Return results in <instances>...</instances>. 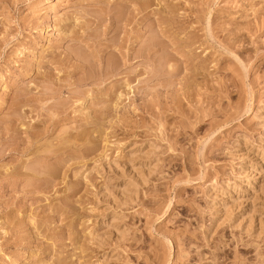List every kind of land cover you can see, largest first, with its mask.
I'll use <instances>...</instances> for the list:
<instances>
[{
	"label": "rangeland",
	"instance_id": "obj_1",
	"mask_svg": "<svg viewBox=\"0 0 264 264\" xmlns=\"http://www.w3.org/2000/svg\"><path fill=\"white\" fill-rule=\"evenodd\" d=\"M0 264H264V0H0Z\"/></svg>",
	"mask_w": 264,
	"mask_h": 264
},
{
	"label": "bare ground",
	"instance_id": "obj_2",
	"mask_svg": "<svg viewBox=\"0 0 264 264\" xmlns=\"http://www.w3.org/2000/svg\"><path fill=\"white\" fill-rule=\"evenodd\" d=\"M46 1V0H45ZM42 4V3H41Z\"/></svg>",
	"mask_w": 264,
	"mask_h": 264
}]
</instances>
